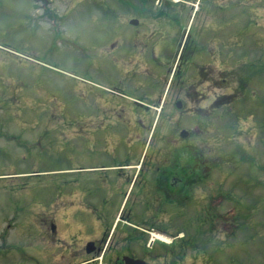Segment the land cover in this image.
Listing matches in <instances>:
<instances>
[{
	"label": "rangeland",
	"instance_id": "374dc122",
	"mask_svg": "<svg viewBox=\"0 0 264 264\" xmlns=\"http://www.w3.org/2000/svg\"><path fill=\"white\" fill-rule=\"evenodd\" d=\"M127 1L0 0V234L15 214L28 218L35 212L33 204L68 200L81 187L80 197L90 201L100 183V204L108 191L103 175L114 181L116 172L109 167L129 151L134 161L148 143L152 155L194 145L218 167L190 190L192 199L185 207L191 216L195 213L196 230L187 237L194 239L195 250L184 264H264V68L242 70L250 75L249 85L234 73L242 53L264 55V28L259 29V44L247 37L244 48L235 46L224 65L212 56L196 58V69L183 65L181 78L173 77L177 60L171 39L185 28L194 34L202 14L190 23L183 15L178 31L165 30L162 44L149 43L142 56L131 44L123 53L120 49L110 54L114 38L128 35L122 21L136 14L140 18L138 0ZM47 12L58 16L62 30H56ZM119 59L120 64L115 61ZM206 64L214 68L204 69ZM123 69L132 70L131 75ZM219 69L226 71L224 81L211 82L209 89L205 78H218ZM119 87L127 99L114 92ZM159 94L163 110L153 106L141 115L145 129L140 141H135L134 118L132 138L124 145L105 130L89 135V117L104 116L111 103L140 99L149 104L152 96L160 99ZM179 100L182 108L177 107ZM126 116L133 115L126 111ZM182 129L193 135L183 140ZM121 131L124 139L128 133L123 126ZM157 161L165 163L161 156ZM162 207L165 215L159 219L171 220V208ZM203 207L210 216L206 220ZM80 216L86 219L90 213L83 209ZM22 233L16 243H21ZM161 237L171 246V236ZM32 258L49 261L36 249L0 247V264H33Z\"/></svg>",
	"mask_w": 264,
	"mask_h": 264
},
{
	"label": "flooded vegetation",
	"instance_id": "af4514ba",
	"mask_svg": "<svg viewBox=\"0 0 264 264\" xmlns=\"http://www.w3.org/2000/svg\"><path fill=\"white\" fill-rule=\"evenodd\" d=\"M128 2L130 3V0L127 5ZM138 3L139 8L142 7L140 18L136 14V17L122 21V25H126L128 35L114 38L110 54H115L120 49L123 53L126 51L125 46L131 44L138 46L137 51L142 56L149 43L155 46L162 44L165 30L178 31L177 25L183 15L189 18L190 23L202 14L194 34L185 28L179 37H169L175 42L174 51L176 50L173 56V60H177L173 77L181 78L184 74L183 65L196 69V58L212 56V60L221 61L220 65H224L222 61L226 62L228 57L233 56L235 46L244 48L247 37H250L251 41L256 40L257 44L262 41L258 35L259 29L264 28V0H138ZM150 7L160 11H148ZM242 17L243 20H240ZM164 20H167L166 25ZM228 29L230 31L225 33ZM214 45L219 46L218 52L211 50ZM125 56L130 58L128 53ZM115 61L120 64L121 60ZM238 61L241 66L234 73L246 78L247 85L250 83V75L247 76L242 70L253 72L257 68H264V55L260 53L256 57L250 51L242 53ZM205 66L211 65H204V69ZM123 71L127 75L132 73V70ZM218 72V78L213 79L211 74L205 78L204 82L208 84L209 89L211 82L216 84L224 81L222 76L226 71L219 69ZM118 89L114 92L127 99L126 91ZM153 96L149 104L147 100L140 99L111 103L112 107L104 116L97 114L89 117V135L105 130L107 133H114L117 144L124 145L127 138H132L130 134L134 118V129L138 131L135 134L138 139L135 141H140V133L145 129L141 115L146 111L150 112L153 106L156 107L155 110L158 107L160 112L163 110V94H159L161 98L158 100H153ZM204 101H208L207 96ZM177 106L181 108L183 103L179 100ZM126 111H130L133 116L127 117ZM122 126L128 133L124 139ZM192 135L191 131L183 135L180 132L183 140ZM149 145L148 143L143 146L139 159L138 152L135 151L137 153L134 161L138 159V162L133 163L129 151L124 160L109 167L116 172L114 176L117 178L108 181L106 175H103L102 180L108 191L101 198L100 204L99 195L104 192V189H100V183L93 187L94 196L90 201L80 197V191L83 189L81 187L78 194L72 193L68 200L55 199L54 202H46L47 205L35 203V212L28 218H19L15 214V218L12 217L8 221L0 234V247L23 252L36 249L49 258L48 263L32 258L33 264H127L126 257L140 260L144 264H184L190 252L195 250L194 239L187 237L196 230L195 213L191 216L185 207L192 199L190 190L196 184L209 179L218 163H211L194 145L176 148L170 151V154L167 149L161 150L159 154L155 152L154 155ZM156 155L162 159L164 157L165 163L159 164ZM121 196L122 203L115 204V200ZM162 205L171 208L172 215L179 218L174 216L169 221L160 220L159 217L164 216L166 210ZM83 209L90 213L86 219L80 216ZM203 211H206L203 213L204 219L210 218L206 207H203ZM177 220L179 225L173 224V221ZM211 230L209 227V231ZM21 231V243H16L19 242L16 236ZM32 231L36 233L37 238H32ZM155 232L171 236V246L160 241V233L157 235ZM84 238L86 242H83ZM111 252H117L116 256L111 255Z\"/></svg>",
	"mask_w": 264,
	"mask_h": 264
},
{
	"label": "water",
	"instance_id": "95a60500",
	"mask_svg": "<svg viewBox=\"0 0 264 264\" xmlns=\"http://www.w3.org/2000/svg\"><path fill=\"white\" fill-rule=\"evenodd\" d=\"M187 131H183L182 132V135L185 134ZM126 261H127V264H144L142 261L140 260H134V259H131L130 257H126L125 258Z\"/></svg>",
	"mask_w": 264,
	"mask_h": 264
},
{
	"label": "bare ground",
	"instance_id": "6f19581e",
	"mask_svg": "<svg viewBox=\"0 0 264 264\" xmlns=\"http://www.w3.org/2000/svg\"><path fill=\"white\" fill-rule=\"evenodd\" d=\"M161 239H163L162 237H160Z\"/></svg>",
	"mask_w": 264,
	"mask_h": 264
}]
</instances>
